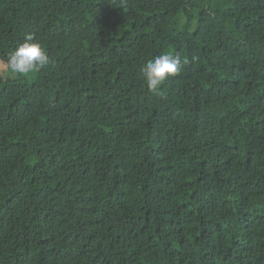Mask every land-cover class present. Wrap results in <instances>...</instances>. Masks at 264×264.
Returning <instances> with one entry per match:
<instances>
[{
	"label": "trees",
	"instance_id": "16d2710c",
	"mask_svg": "<svg viewBox=\"0 0 264 264\" xmlns=\"http://www.w3.org/2000/svg\"><path fill=\"white\" fill-rule=\"evenodd\" d=\"M0 264H264V0H0ZM172 52L158 92L139 68Z\"/></svg>",
	"mask_w": 264,
	"mask_h": 264
},
{
	"label": "clouds",
	"instance_id": "9594fccd",
	"mask_svg": "<svg viewBox=\"0 0 264 264\" xmlns=\"http://www.w3.org/2000/svg\"><path fill=\"white\" fill-rule=\"evenodd\" d=\"M55 61L34 34H27L24 41L7 58V71L13 77H28L51 67ZM181 59L172 52H163L139 68V74L152 92H158L165 82L178 74Z\"/></svg>",
	"mask_w": 264,
	"mask_h": 264
},
{
	"label": "rangeland",
	"instance_id": "374dc122",
	"mask_svg": "<svg viewBox=\"0 0 264 264\" xmlns=\"http://www.w3.org/2000/svg\"><path fill=\"white\" fill-rule=\"evenodd\" d=\"M0 75H2L4 78H11V79L19 78V77H13L9 75L7 71V66L5 65V63L1 61H0Z\"/></svg>",
	"mask_w": 264,
	"mask_h": 264
}]
</instances>
